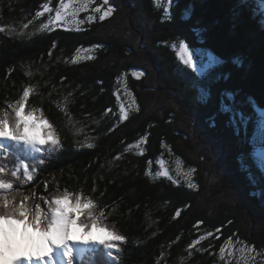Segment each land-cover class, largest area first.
I'll return each mask as SVG.
<instances>
[{"label":"trees","instance_id":"trees-1","mask_svg":"<svg viewBox=\"0 0 264 264\" xmlns=\"http://www.w3.org/2000/svg\"><path fill=\"white\" fill-rule=\"evenodd\" d=\"M44 2L0 0V26L20 29ZM56 3L52 0L53 7ZM110 3L116 8L111 18L85 22L79 32L75 25L71 31H36L45 14L26 30L31 36L0 33V108L17 99L23 85H38L40 95L29 104L43 110L63 143L35 180L18 190L20 196H31L34 190L29 202L37 203L39 195L50 197L65 188L91 196L108 214L106 223L126 237L118 264H157L162 253L159 264H225V259L245 264L244 259H222L219 248L232 237L264 252V175L258 163L247 159L253 146L264 144L252 124H230L218 108L226 93L245 113L251 109L240 102L249 97L264 107V28L238 11V0H175L170 22H161L162 10H156L153 0ZM186 9L188 16L183 15ZM87 15L82 12L78 18ZM178 39L189 46L195 65L204 52L218 64L202 75L184 66L166 46ZM77 48L93 49L80 55L95 59L65 63ZM28 71L31 78L25 75ZM133 71L145 75L137 80ZM206 90L207 101L202 99ZM65 97L71 120L54 103L65 104ZM133 99L129 118L120 122V103L127 108ZM106 109L112 111L105 115ZM142 136L147 137L140 145L143 155L136 149L125 151ZM86 140L95 147H81ZM242 154L252 165L254 183L240 167ZM117 155L122 158L114 159ZM158 160L179 184L155 177ZM176 160L185 171L196 169V189L177 176ZM177 209L181 215L173 219ZM209 231L214 235L197 246L206 251L193 249L189 256L187 245ZM97 260L106 264L100 255Z\"/></svg>","mask_w":264,"mask_h":264},{"label":"snow or ice","instance_id":"snow-or-ice-1","mask_svg":"<svg viewBox=\"0 0 264 264\" xmlns=\"http://www.w3.org/2000/svg\"><path fill=\"white\" fill-rule=\"evenodd\" d=\"M175 0H153V5L157 11H161V22H170L173 19L172 8ZM238 11L243 14L247 12L250 19H256L261 28H264V0H238L235 5ZM116 8L110 3V0H58L53 7L52 0H45L39 5L32 19L22 23L20 29H6L0 26V33L15 35L17 37L31 36L34 33L26 31L34 21L47 15V19L39 23L36 31L51 32L56 27H61L65 31L73 30L70 25H75V31H81L80 25L87 22L89 24L97 19L100 22L111 18ZM88 13L85 19H79L80 13ZM190 13L186 9L183 13L188 16ZM166 46L176 53L178 61L193 71H200L195 65L190 48L183 39L173 41ZM56 47L53 42L52 48ZM93 49L77 48L76 54L70 61L76 65L80 60H93L91 54L81 56V52L91 53ZM52 52L49 51L51 57ZM215 57L210 58V63H217ZM29 78L33 75L31 71L25 73ZM135 79H140L145 75L143 71H133ZM125 88V95H128ZM34 95H40L38 85L25 84L14 101H6V106L0 108V264H91L94 256L100 255L106 258V264H118L119 253L122 251V245L126 243V237L110 227L107 223V215L103 208L82 190L69 191L67 188L58 194L46 197L39 195L38 199L43 202H28L36 196L33 190L32 195H22L19 201L16 196L10 195L16 190L15 182L19 181L21 187L34 179L37 173V166L45 162L44 157L50 156L63 149L61 137L55 126L45 116L43 110L39 107L30 106V98ZM71 95V93H69ZM117 99L120 94L114 93ZM210 93L206 90L202 93V99L207 101ZM65 104L54 102L56 107L64 116L71 120V115ZM135 104L131 100L126 108L121 102L119 106V121L123 122L129 118V109ZM241 105H247L251 111L245 113L243 108L237 107V102L231 94H225V97L219 101V112L228 115L229 123L237 126L247 127L252 124L255 131L264 137V107L259 105L253 98L249 97L240 102ZM112 109H106L105 115ZM239 115V119L236 117ZM114 130L110 128L109 131ZM239 130V128H238ZM147 137L142 136L135 144H129L125 151L136 149L137 153L143 155V149L140 145L146 143ZM81 147L89 149L95 147L93 143L83 142ZM164 146L163 144L161 145ZM117 155L114 159H121ZM247 159L253 161V165L258 163L259 172L264 175V145L259 149L253 146ZM11 162V163H9ZM160 170L155 173V177H164L173 184H179L180 181L170 175L169 170L164 166L163 160H158ZM151 164V161H149ZM240 167L251 176V182H255L256 177L252 174V165L246 162L245 155L240 157ZM176 174L183 177L184 183L189 189H196L197 185L193 182L195 168L183 170L180 160H176ZM146 176H152L150 171L145 172ZM11 176L9 180L6 177ZM45 191L48 184H44ZM93 192L96 188L93 187ZM103 195V193H101ZM181 215V210L177 209L173 219ZM196 227L199 226V222ZM221 230L216 229L219 233ZM209 231L205 235H200L193 239L187 245L188 255H192V250L206 251L198 248L201 241L207 237L213 236ZM235 235V234H233ZM179 239V237H177ZM216 239H220L217 235ZM240 245V247H236ZM236 253L242 254L240 257ZM215 254V253H213ZM219 254L222 259L225 257L244 259L245 264H256L257 257H261V264H264V252L256 250L255 246H250L247 242L236 239L233 241L229 237L219 248ZM163 258V253L161 254ZM157 259V264L159 260ZM225 264H230L229 259H225Z\"/></svg>","mask_w":264,"mask_h":264},{"label":"rangeland","instance_id":"rangeland-1","mask_svg":"<svg viewBox=\"0 0 264 264\" xmlns=\"http://www.w3.org/2000/svg\"><path fill=\"white\" fill-rule=\"evenodd\" d=\"M212 57H215V56H213L212 54H210L208 52H204V56L202 57V59H200V63H198L196 65L200 69V74L201 75L204 74L209 68H211L214 65L218 64L219 60L216 57L215 58L217 59L218 62L217 63H210V58H212ZM193 60H194V62H197V60H195V59H193ZM221 70H223V69L221 68ZM256 134H257L258 138L261 140V142H263V144H264V137H261V135L257 131H256ZM39 166L40 165L37 166V169L40 168ZM34 180H35V176H34V179L32 181H30L29 183L33 182ZM24 187H26V186H24ZM56 194H58V193L50 192L48 195H50V197H51L52 195H56ZM18 198H20V194H18ZM28 203L32 204L33 201L32 202H28ZM37 203H41L42 204V201L39 200V201H37Z\"/></svg>","mask_w":264,"mask_h":264},{"label":"bare ground","instance_id":"bare-ground-1","mask_svg":"<svg viewBox=\"0 0 264 264\" xmlns=\"http://www.w3.org/2000/svg\"><path fill=\"white\" fill-rule=\"evenodd\" d=\"M97 264H100V262L97 260Z\"/></svg>","mask_w":264,"mask_h":264}]
</instances>
